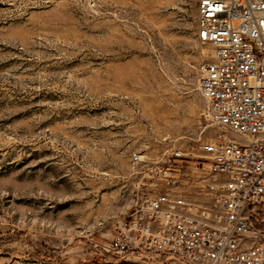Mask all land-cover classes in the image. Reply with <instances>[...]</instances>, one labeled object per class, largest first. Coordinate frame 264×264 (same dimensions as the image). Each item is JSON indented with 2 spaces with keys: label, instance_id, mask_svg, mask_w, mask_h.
I'll return each instance as SVG.
<instances>
[{
  "label": "rangeland",
  "instance_id": "obj_1",
  "mask_svg": "<svg viewBox=\"0 0 264 264\" xmlns=\"http://www.w3.org/2000/svg\"><path fill=\"white\" fill-rule=\"evenodd\" d=\"M198 0H0V264H159L97 243L145 165L209 140ZM188 200H208L199 184Z\"/></svg>",
  "mask_w": 264,
  "mask_h": 264
},
{
  "label": "built area",
  "instance_id": "obj_2",
  "mask_svg": "<svg viewBox=\"0 0 264 264\" xmlns=\"http://www.w3.org/2000/svg\"><path fill=\"white\" fill-rule=\"evenodd\" d=\"M205 116L219 132L149 159L128 212L110 221L105 253L159 264H264V0H198ZM199 184L205 204L190 201Z\"/></svg>",
  "mask_w": 264,
  "mask_h": 264
}]
</instances>
